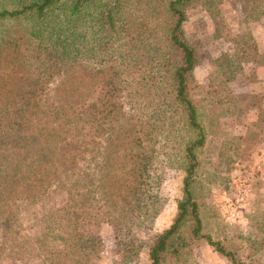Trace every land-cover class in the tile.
<instances>
[{
	"label": "trees",
	"instance_id": "1",
	"mask_svg": "<svg viewBox=\"0 0 264 264\" xmlns=\"http://www.w3.org/2000/svg\"><path fill=\"white\" fill-rule=\"evenodd\" d=\"M195 1L0 0V65L8 73L0 86V259L91 264L97 243L82 226L104 221L115 238L113 264H128L143 248L138 234L161 211L163 173L177 159L183 198L169 228L150 240L148 264L181 263L200 241L230 264H249L204 232L193 191L206 142L202 116L212 122L235 104L229 71L211 76V105L195 80L198 53L183 30L184 8ZM251 2L264 9V0ZM243 43L239 60L256 50L251 39ZM73 76L82 89L69 88ZM257 109V129L243 138L250 146L264 124ZM57 191L64 205L42 236H29L13 203Z\"/></svg>",
	"mask_w": 264,
	"mask_h": 264
},
{
	"label": "rangeland",
	"instance_id": "2",
	"mask_svg": "<svg viewBox=\"0 0 264 264\" xmlns=\"http://www.w3.org/2000/svg\"><path fill=\"white\" fill-rule=\"evenodd\" d=\"M184 11L185 36L198 53L194 77L202 87V96L208 105L214 102L209 97V80L222 70L230 72L225 86L235 100L234 106L226 104L229 109L218 112L212 122L210 116L205 113L202 116L206 142L198 153L193 191L201 205L204 232L225 246L230 245L244 262L264 264V124L259 142L250 146L243 140L257 129V105L264 110V9L251 0H198ZM245 38L252 40L256 50L255 53L247 50V58L239 60L238 50L249 48L248 43H243ZM7 74V69L0 65V86L4 85ZM68 84L72 89H82L83 85L78 76H73ZM20 85L12 87V97L18 98ZM208 105L203 107L204 112L209 110ZM123 148L125 145L120 143L118 150ZM118 155L115 165L121 164L123 158ZM183 178V170L177 159H173L165 167L159 189L161 211L152 229L138 234L143 248L128 264L149 263L150 240L172 224L177 204L183 198ZM65 201L66 194L57 191L37 201L18 200L13 208L22 228L29 236L38 238L46 231L50 216ZM82 228L96 239V254L91 264H113L115 238L111 226L98 221L85 223ZM191 246V254L175 264H230L202 241ZM0 264L12 262L0 259Z\"/></svg>",
	"mask_w": 264,
	"mask_h": 264
}]
</instances>
